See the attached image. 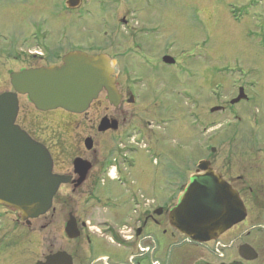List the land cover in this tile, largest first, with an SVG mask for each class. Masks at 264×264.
Listing matches in <instances>:
<instances>
[{
  "label": "flooded vegetation",
  "instance_id": "af4514ba",
  "mask_svg": "<svg viewBox=\"0 0 264 264\" xmlns=\"http://www.w3.org/2000/svg\"><path fill=\"white\" fill-rule=\"evenodd\" d=\"M7 1L9 0H0V2ZM12 1L16 2V0ZM143 2L152 4L153 1L143 0L140 3ZM59 3L54 6L56 15H74L81 25L87 15L91 14L89 9L85 10L82 0H78L73 8L69 7L67 0ZM143 6L151 7V5ZM134 13H137L135 15L137 20L133 26L132 16H114L115 21L112 24L104 22L103 27L108 29L105 36H109L107 53H93V47L86 50L79 48L80 45L83 46V42L68 51L64 38L58 43L50 39L39 50L27 48L21 51L12 48L16 51L7 54L6 50L9 49L3 47L0 49V58L6 52V63L20 65L16 70L10 71L9 84L12 72L60 67L63 57L71 52L92 56L107 55L114 69L112 76L114 95L108 96L105 91L100 92L83 113H70L63 109L38 111L26 96L17 97L16 125L32 141L46 149L51 158L52 175L67 180L59 186L50 209L54 213L53 205L56 203L65 214L63 227L59 231V244L54 237L53 242L50 241L48 246L44 247L43 260H38L36 263L62 252L71 258V264H121L115 263L107 254L96 256L94 259L86 256V253H91L90 234L94 233L112 248H123L128 251L126 264H142L144 261L150 264H264V224L261 223L264 221L263 142H254L249 151L246 150L245 141L237 147L235 145L233 153L235 152L236 157V175L231 177V180H227L221 174L238 193L246 211L245 219L223 234H232L237 230L233 239H221L222 235L217 240L199 244L188 240L170 226L169 211L181 193L178 185L179 165L175 154L177 150H174V145L180 137L183 138L178 126L176 128L174 126V96L179 95L174 77L183 73L184 69L169 51L165 50L159 58L160 63H156V71L166 68L169 72L166 75L163 73L162 76L156 75L158 79L151 76L152 80L148 82L150 87L149 84H145L148 77L144 78L132 71L136 68L132 62V60L136 61L135 56L138 55L139 59L145 58V53L150 50L146 47V41L144 42L140 36L143 35L142 33L152 34L151 31H147L150 26L138 22L139 10L138 12L134 10ZM106 21L109 20L106 18ZM0 38L4 39V37ZM164 57L173 58L175 62L167 64L164 62ZM137 67L143 68L142 64H137ZM187 93L189 96L183 94L182 98L186 99L189 105L191 102L189 115L192 127L195 122L196 99L192 92L187 91ZM262 94H264L263 85H250L245 80H240L235 86L233 97L229 99L226 97L216 106L220 108L217 113L224 117L232 115L238 124L236 130L244 134V131L249 130L245 120H250L261 102L264 105V98L263 101H259ZM238 97L241 100L233 103ZM20 98H25L32 106L33 111L30 114L20 109ZM237 107L241 108L235 111ZM212 109L209 107L210 113ZM261 119L263 122L264 116ZM261 119L254 121L252 125L261 124ZM202 123L206 132L208 129L204 121ZM261 131H264V128ZM169 141L175 143L173 148L167 145L163 149V145ZM209 153H212L211 147ZM228 157L229 153L226 154L225 159ZM144 158L152 160L154 164L161 160L162 172L159 171L153 176L146 173ZM233 180L236 186L233 185ZM154 181L172 182L173 186L167 200L157 195L150 202L144 201V197L149 192L163 193L162 187L154 189L150 187ZM98 213L100 216L97 215ZM106 213L108 217L111 213L113 217L118 215L117 227H113L105 218ZM119 214L124 216L120 217ZM52 219L53 216L44 227H30L31 222L29 225L21 222L16 214V223L26 227H12L6 230L9 233L2 231L5 234H0L2 237L0 264L7 263L2 259L5 247H11L16 254H20L22 248L27 250L26 245H31L29 249L34 251L39 243L38 229H49V232H52L51 227H48L51 226ZM70 220L75 223L78 234L75 239H69L66 234V226ZM248 222L252 226L247 229L237 227ZM7 236L10 240L5 242L4 238ZM243 247L248 249L243 251ZM197 250L203 252V255L197 253Z\"/></svg>",
  "mask_w": 264,
  "mask_h": 264
},
{
  "label": "rangeland",
  "instance_id": "374dc122",
  "mask_svg": "<svg viewBox=\"0 0 264 264\" xmlns=\"http://www.w3.org/2000/svg\"><path fill=\"white\" fill-rule=\"evenodd\" d=\"M59 1L62 0L0 2V37H4V39L0 38V49L2 47L9 49L6 50L7 54L16 51L12 48L21 51L27 48L39 50L50 39L58 43L64 38L68 51L83 42V46L80 45L79 48L86 50L93 47V53H107L109 36H105L108 29L103 27L104 22L112 24L115 21L114 16H132L133 26L137 20L135 17L137 13L133 14V11L139 10L138 22L150 26L147 31H151L152 34L142 33L143 35L140 36L144 42L146 41V47L150 50L145 53V58L139 59L138 55L135 56L136 61L132 60V62L136 70L132 69V71L136 75L148 77L145 84H149L148 82L152 80L151 76L158 79L156 75L162 76L163 73L166 75L169 72L166 68L156 71V63H160L159 58L165 50H168L184 69L183 73L174 77L179 95L174 96L175 116L173 117L174 126L175 128L178 126L183 138L180 137L176 145L170 141L163 145V149L167 145L172 149L174 145V150H177L175 154L179 165L180 192L187 185L189 177L194 174L195 166L199 161H209L217 173L231 180V177L236 175V157L235 152L233 153L235 147L245 141L246 150L249 151L254 142L264 143V131H261L264 128V121L262 122L261 119L264 116V105L261 102L264 94L260 96L261 104L256 108L253 116L250 120H245L249 130L244 131V134L236 130L238 124L232 115L224 117L220 113H210L208 110L209 107L220 105L219 102L226 97V99L233 97L235 86L240 80H245L250 85L264 86V0H144L153 1L152 4L140 3L143 0H82L85 10L89 9L91 12L82 25L74 15H56L54 6L60 4ZM143 5H151V7L146 8ZM106 18L109 21H106ZM5 54L6 52L0 58V94L11 91L8 75L11 70H16L20 66L17 63H6ZM137 64H142L144 69L138 68ZM186 90L192 92L196 99V115L192 127L189 115L191 102L189 105V102L182 98L183 94L189 96ZM19 101L21 110L26 111L27 114L33 111L25 98H20ZM239 108L241 107H237L235 111ZM259 119L261 124L252 125ZM203 121L208 129L206 132L203 130ZM210 147L214 152L209 153ZM228 153L229 157L225 159ZM159 161L154 164L152 160L144 158L146 173L150 176L158 174L159 171L161 173L163 167L161 160ZM235 183L233 180L234 186ZM172 186L171 181H154L150 187L153 189L162 187L163 193L149 192L144 197V201L150 202L157 195L167 200ZM53 208L54 213L49 211L48 214L32 220L30 226L44 227L53 216L52 224L48 226L51 227L52 232H49V229H38L39 243L34 251L29 249L31 245H26L27 250L22 248L20 254H16L11 247H5L2 259L7 261L6 264H35L36 261L43 260L44 247H47L50 241L53 242L54 237L59 244L58 236L63 227L65 214L59 204L55 203ZM111 214L108 217L106 213L105 218L113 227H117L118 215L113 217V213ZM119 216L123 217L124 214ZM15 220L16 214L13 211L0 206V234H5L4 232L12 227H26L18 225ZM261 223L264 224V221ZM251 226L248 222L237 227L247 229ZM236 234L237 230L232 234L223 235L221 239H233ZM1 238L0 236V240ZM9 240V236L4 238L5 242ZM90 240L91 253H86L89 259L107 254L115 263H127L128 251L125 249L112 248L94 233L90 234ZM197 253L203 255L199 250ZM142 264L150 263L144 261Z\"/></svg>",
  "mask_w": 264,
  "mask_h": 264
},
{
  "label": "water",
  "instance_id": "95a60500",
  "mask_svg": "<svg viewBox=\"0 0 264 264\" xmlns=\"http://www.w3.org/2000/svg\"><path fill=\"white\" fill-rule=\"evenodd\" d=\"M67 1L73 8L78 0ZM164 61L174 62L169 57H164ZM113 74L108 56L80 52L65 55L60 67L10 74L12 92L0 94V206L16 212L21 222L29 225L31 220L47 214L59 186L67 180L52 175L46 149L15 124L18 95L26 96L38 111L63 109L83 113L100 92L114 95ZM239 100L240 97L233 103ZM219 110L214 108L211 112ZM245 217L238 193L210 162L202 160L170 209L168 220L172 228L190 241L205 244L217 240ZM66 227L68 238L75 239L78 236L75 223L70 220ZM36 264H71V258L58 252Z\"/></svg>",
  "mask_w": 264,
  "mask_h": 264
}]
</instances>
